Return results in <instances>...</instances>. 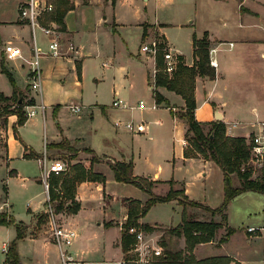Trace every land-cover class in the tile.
I'll use <instances>...</instances> for the list:
<instances>
[{
  "label": "crops",
  "instance_id": "crops-1",
  "mask_svg": "<svg viewBox=\"0 0 264 264\" xmlns=\"http://www.w3.org/2000/svg\"><path fill=\"white\" fill-rule=\"evenodd\" d=\"M9 1L7 5L2 2ZM27 0H0V76L4 75L3 65L8 69H19L14 62H19L22 66L27 65L22 60H7L3 48L6 43L20 46L26 55L34 52L36 44L43 48H48L49 36L41 29H36V42L34 32L28 20L20 17L19 6ZM75 7L69 10L65 16L66 28L59 26V38L67 55L55 57L44 55L41 57L43 71L42 90L35 91L29 83V67L26 74L28 86L26 89L18 87V93H22L25 102L30 99L34 104H45V111L37 109V114L29 117L25 124L19 126V136L15 134L13 127L17 122V115L10 114L7 123L0 121V160L8 165L10 179L17 176L21 178L25 185L29 182H36L41 188L36 194L38 201L34 199L27 202L30 213L29 221L18 220L13 213L12 205L9 202V187L5 198H0V211H8L13 215L17 222H22L27 226V233L24 238L17 243V249L21 264H62L61 250L55 239L52 238L47 226L46 197L45 188L42 180V165L40 160L47 156L48 159L56 158L67 159L71 165L82 163L94 172L102 173L106 176V182L84 181L77 186V200L81 203L78 213L58 212L63 225L76 231V237L72 247V261L69 264H89L85 258L74 259L78 255V248L81 247V255L84 254L87 241L92 236L98 234L96 227L103 228L104 238L109 244V249L113 250L112 257L116 263L120 264L125 253L121 246L122 224L126 221L129 212V199H140L145 202L149 194L143 189L131 183L117 181L110 163L132 161L133 173L136 176L147 177L153 180V191L156 194L165 195L174 187L183 189L190 198L194 194L190 185L186 181L184 170L196 166L194 174L198 177H205L210 174L215 161L200 158H187L185 150L188 144L186 139V123L172 114V108H184L185 99L175 91L169 90L164 86H159L158 91L165 97L166 102L158 103L153 92L152 79L155 81L154 69L156 70V57L142 50L143 42L148 40L143 23L148 20L159 31L161 36L169 44V48L176 55H183L187 65L195 63L193 36L196 33L202 37L206 32L211 42V59L217 63V75L215 79L198 76L196 79V100L197 119L206 124V131L209 124L217 121V115L226 124L228 135L245 136L248 140L254 132L261 130L259 122L264 121V0H191L193 9L185 14L186 22L182 23L187 30V41L190 48L186 49L182 44L173 41L168 35L169 23L161 20L144 19L139 23L138 45L132 50L129 48L128 36L122 32L123 27L119 19L113 16L109 27L112 34L107 32L109 40L118 38L123 42L125 55L131 63L139 64L145 68V72L138 71L130 79V70L122 65L128 58H124L118 47L105 48L103 44L97 46V54L106 55V60L102 62L103 68H110L113 72L124 74L126 83L136 82L142 90L147 89L150 93H139L142 95L140 100L146 97L152 99L146 108L121 109L113 107L112 102L116 96L124 99L132 105L138 101L132 97L135 93H126V83L115 81L112 86L111 100L109 103L103 101V80L106 77V70L96 76L97 81L83 84L81 80L86 78L84 67L87 61L94 58L93 45L87 46L84 35L87 28L90 29V36H98L96 25L101 24L84 20L82 15L81 22H75L71 14L80 5H87L84 11L90 9L93 14H99L100 7L108 4L115 5L116 0H73ZM187 2V1H186ZM185 2V3H186ZM3 4V3H2ZM187 10V9H186ZM83 11V12H84ZM106 19L107 16H104ZM43 19V18H42ZM41 24L46 25L42 22ZM95 23V24H94ZM49 24V23H48ZM94 29V30H93ZM146 33V35H145ZM159 34V35H160ZM101 38L97 39L100 42ZM73 45L75 51H71L69 46ZM77 50V51H76ZM107 51H113L106 54ZM81 65V75L78 65ZM8 69V70H9ZM12 73V72H11ZM127 73V74H126ZM13 74V73H12ZM60 74L62 78L57 80L55 77ZM46 76H51L50 84L58 93H44V82ZM68 76L72 78H68ZM127 76V77H126ZM154 77V78H153ZM70 79L77 82V87L81 85L83 89L71 90L68 83ZM116 80V78H114ZM124 93H121L123 92ZM0 92L6 96H12L14 87L10 89L0 85ZM36 92V93H35ZM37 92L40 98L37 95ZM139 100V101H140ZM81 103L84 109L75 113L72 112L67 104L70 102ZM156 103L157 108L152 105ZM29 106V105H27ZM205 111V116H202ZM134 120L137 125L142 121L145 128L140 132H133L124 126H116L115 121ZM27 126H31L32 134L26 132ZM21 129V131H20ZM37 134L38 136H36ZM21 143L19 142V139ZM78 149L72 151L68 145L57 146L63 141ZM92 148L94 152H88L84 148ZM69 150V151H68ZM98 155L101 160L91 163V158ZM70 155V156H69ZM14 156H16L14 158ZM22 160L25 164L32 165L40 170L36 176L25 175L15 167L10 166L12 160ZM218 165V164H217ZM221 169V167L218 165ZM70 169V168H69ZM222 187L213 197L205 198L202 201L205 205L212 208L218 207L224 200V172ZM234 182L239 183L234 174ZM206 181V179H203ZM193 200V199H192ZM240 208L235 209V202ZM168 204H179L177 200L157 203L151 209ZM183 211V206L179 204ZM181 211V212H182ZM238 213L241 218L238 219ZM228 225L236 230L229 240L221 243L220 239L226 234V226L220 228L215 238L211 242L199 243L194 248L196 259L211 256L227 255L235 258L241 264L252 261L264 262V251L261 252L255 246V240H263L264 236H253L246 231L248 225H264V194L257 191H245L231 200L227 209ZM148 215V214H147ZM147 215L140 218L141 223H148L154 226L153 233L158 231L156 226L166 224L164 221L148 220ZM182 221L181 218L176 224ZM1 232L6 236L1 248L6 254L5 248L16 237L17 230L14 225H0ZM112 231H114L112 233ZM240 236L241 242L246 244L245 251L230 248L236 236ZM86 236V237H85ZM172 242L168 243L169 249L185 250L187 246L186 237L171 236ZM179 243L177 248L173 243ZM27 248L29 251H27ZM264 250V249H263ZM257 253L259 258L256 259ZM252 259V260H251ZM5 259L0 263L4 264ZM104 261H98L101 264Z\"/></svg>",
  "mask_w": 264,
  "mask_h": 264
},
{
  "label": "trees",
  "instance_id": "trees-1",
  "mask_svg": "<svg viewBox=\"0 0 264 264\" xmlns=\"http://www.w3.org/2000/svg\"><path fill=\"white\" fill-rule=\"evenodd\" d=\"M55 10L46 13L42 22L48 24L55 21L61 29L66 28L65 16L67 12L75 7V3L70 0H52ZM115 2V0H114ZM166 42H161L160 50L156 55V87L164 86L169 90L180 94L186 102L184 111L177 113L173 111L174 116L182 119L187 125L186 137L189 142L185 150L187 158H206L215 161L224 172V200L218 207L212 208L203 203L189 199L183 189L172 187L165 195L156 194L153 191L154 181L147 177L136 176L133 173V162H115L110 163L117 181L134 184L146 191L150 196L143 202L140 199H129V212L126 221L122 224L121 246L125 253V259H129L128 253L136 242V233L134 228H142L147 232L153 231L154 226L148 223H141L140 218L146 216L149 210L157 203L178 200L183 205L182 221L169 230V233L176 236H185L187 246L185 250L166 249L163 255L155 257L152 264H241L235 258L227 255L211 256L202 259H196L193 251L197 244L211 242L217 231L226 226L227 232L220 239V242H226L237 229L228 225V205L233 198L245 191H257L264 194V165L256 166L252 153L253 135L248 140L245 136L228 135L226 124L221 121H213L206 131V124L200 122L196 117V79L198 76L215 79L217 70L212 65L211 60V42L206 32L202 37L195 33L193 36V46L195 63L187 65L183 55H178V64L174 72L168 73L165 61ZM81 65H78V71L81 75ZM2 71L5 72L14 87L12 96H6L0 92V121L7 123L10 114H16L18 119L14 125V131L19 136V126L26 123L27 105H33L34 100L25 102L22 93H18V86L13 74L3 65ZM158 103L169 101L155 88L153 90ZM68 145V148L74 149L68 141L56 144L57 146ZM87 151L94 152L92 148L87 147ZM101 159L94 155L92 164ZM236 175L239 183L234 182L233 175ZM107 178L102 173L94 172L82 163L71 165L66 173H52L50 180V194L55 203L58 212L78 213L81 208L80 201L77 200V186L84 181L106 182ZM7 193V186L4 187ZM60 190V191H59ZM187 205L204 208L212 215L210 220H200L188 213ZM220 216L217 220L215 216ZM0 225H14L17 230L16 237L8 244L6 259L4 264H21L17 249V243L24 238L27 233V226L22 222H17L13 215L6 212H0ZM163 247L166 243L161 244ZM127 264V263H124Z\"/></svg>",
  "mask_w": 264,
  "mask_h": 264
},
{
  "label": "rangeland",
  "instance_id": "rangeland-1",
  "mask_svg": "<svg viewBox=\"0 0 264 264\" xmlns=\"http://www.w3.org/2000/svg\"><path fill=\"white\" fill-rule=\"evenodd\" d=\"M71 2H74L73 0H70ZM187 1V2H186ZM191 0H116L115 5H112L111 3L108 4L107 6L102 5L100 7V12L99 14H93L90 12V9L87 11H84L87 7V5H80L78 8L75 9V11L71 14L72 19L77 22L82 21V15L84 16V20L88 23L89 21L97 23V21H101V24L96 25V30H97V35L98 36H90V29L87 28L89 31L86 32L84 35V41L86 42L87 46L93 45L92 50L94 51V58H91L87 61L85 67H84V73L87 74L86 78L83 77L81 82L83 84H86L87 82H96V76L100 75V73H103L105 69L106 70V77H101L103 80L102 88H103V101L109 103L111 100V93H112V86L115 83V81H118L119 83H126V79L124 74L121 73H116L113 72L109 68H103L102 67V62L106 60V55L102 54H97L96 49L97 46H100V43L103 44L104 49L105 48H112L113 45L118 47V49L121 50L123 57L126 59L128 58L125 55V48L124 44L122 41H120L118 38H113L112 40H109V37L107 36V32L112 34V29L109 27L110 21L113 16H116L117 19H119V23L121 27H123L122 32L126 33L128 36V41H129V48L132 50L138 45V34H139V23L142 22L144 19H150V20H161L163 22L169 23L168 26V35L173 41H177L180 44L184 46V48H190V44L187 41V30L185 29V26H182L181 24L186 22V16L185 14L187 11L190 9H193L192 7V2ZM186 2V3H185ZM3 3V4H2ZM1 5H7L9 8V1L2 2ZM187 9V10H186ZM84 11V12H83ZM104 16H107L105 19ZM94 23V24H95ZM144 28L145 31H147V35L150 36L148 40L144 41L143 44L148 43L150 41H153L157 39L160 42H166V45L169 46L167 41L161 36L159 33L158 29L150 23V21L146 20L144 23ZM94 30V29H93ZM160 34V35H159ZM146 35V33H145ZM101 38L100 42H97V39ZM113 51H107L105 52L106 54H109ZM3 63H5L4 57L2 58ZM13 64H16L19 69H15L14 67L9 69L10 72L13 73V77L16 81V84L19 88L26 89L28 86V83L25 79L27 71H28V65L22 66L19 62H14ZM122 65H125L127 69L130 70V79H132L133 75L135 74V79L137 78L138 71H143L145 72V68H143L139 64L131 63V61L127 60L126 62H122ZM156 66V65H155ZM42 67V65H41ZM156 71L154 69L153 74L156 75ZM4 75L0 76V85L3 86L4 88L10 89L13 88V85L10 81L9 76L3 72ZM127 74V73H126ZM46 81L44 82V93H58L57 90H54L53 87L50 84V78L51 76H46ZM127 77V76H126ZM57 80H60L62 76L60 74H57L55 77ZM68 78H72L68 76ZM116 78V80L114 79ZM154 78V77H153ZM71 85V90L74 89H83V86L81 85L79 88L77 87V82L73 79H70L68 82ZM151 84H153V90L156 88L158 90V87L155 85V81L152 79ZM127 86L126 93H135L132 95L136 100L139 101L140 98H142V95L139 93H150L147 91V89L142 90L141 87L138 86L136 82H129L125 84ZM160 92V91H159ZM36 93V92H35ZM121 93H124L121 92ZM38 97L40 98L38 92H37ZM144 100L149 104L152 99L149 97H146ZM73 101H70L71 103ZM44 103V102H43ZM47 104V103H44ZM35 105H39V103H35ZM173 111L177 113H182L184 111V108L180 107H171ZM26 112H27V107H26ZM202 116H205V111H202ZM179 118V117H178ZM182 120V119H181ZM1 124V123H0ZM14 130V127H13ZM21 131V129H20ZM26 132L28 134H32L31 126H27ZM187 133V130H186ZM38 136L37 134H35ZM186 136V134H185ZM187 139V137H186ZM19 142L21 143L20 138L18 139ZM189 146V142L187 144L186 149ZM74 148V147H73ZM86 150V148H84ZM72 151H78V149H70ZM69 151V150H68ZM87 151V150H86ZM89 152V151H88ZM70 156V155H69ZM16 156H14L15 158ZM93 156L91 158V163H92ZM101 159V158H100ZM255 165H259L255 163ZM10 166L15 167L16 169L20 170L25 175L29 176H36V174L40 173V170L37 169L36 167H33L32 165H29L27 163H23L22 160H12ZM196 166L184 170L183 174L186 176V181L190 185V188L194 194V197L197 198H192L193 200L196 201H202L205 198L213 197L215 193L218 191V188L222 187L223 183V174L221 169L218 167L217 164L214 165V168L212 169L210 174H207L205 177H198L197 175L194 174ZM8 165L6 162H3L0 160V198L4 197V187L6 186L5 184H8L9 187V202L12 205L13 213L17 217L18 220H26L29 221L30 219V213L28 210V201H32L34 199V202L40 198L38 195H36L40 191V187L36 184V182H29V184L25 185L21 178L15 176L10 179L8 176ZM52 176V174H51ZM50 176V180H51ZM203 179H206V181H203ZM46 197V194H44ZM188 197V196H187ZM190 197V196H189ZM188 197V198H189ZM191 198V197H190ZM189 198V199H190ZM241 200L238 202H235V209L240 208L238 206V203H240ZM47 202V201H46ZM178 202V200H177ZM202 203V202H201ZM204 204V203H203ZM222 204V203H221ZM205 205V204H204ZM183 206V205H182ZM153 207V206H152ZM187 210L188 213L195 216L196 218L200 220H210L212 218V215L209 211L205 210L204 208L200 207H195L191 205H187ZM181 207L179 204H168L166 206H158L156 208L150 209L149 212L146 214L148 220H159V221H164L166 224L170 225H164V224H159L157 225L156 228H158V231H154L153 236L157 237L159 243L163 244L166 243V246L163 247L164 251L166 249H169L168 243L172 242L171 236H174L169 233V230L175 226L171 225L176 224L178 220L181 218ZM2 212V211H0ZM8 215L9 212L6 211ZM59 221H61V217L58 214ZM217 220H220V216H215ZM238 219L241 218V213H238ZM47 226L49 229V232L52 235V238L54 239L53 236V231L51 228V224L49 221V218L47 216ZM142 229V228H139ZM96 230L98 231V234L95 236H92L89 241H87V237L85 238L86 240V245L84 246L85 252L84 254L81 255V250L82 248H78V255H74V259H79V258H85L89 260V264H98V261H104L101 264H117L115 257H112L113 255V250L109 249V244L104 238L103 234V228L102 227H96ZM144 230V229H143ZM114 231H112L113 233ZM147 232V231H146ZM6 233L1 232L0 230V263L6 259V254L3 252L1 249L3 247V241L5 239ZM176 236V235H175ZM179 237V236H176ZM169 241V242H168ZM255 246L257 249H259L261 252L264 250V242L263 240H255L254 241ZM173 247L175 249L177 248V243H173ZM132 246L131 250H129V253L127 256L134 258L136 256V253L134 252ZM72 247H65V249L68 250V253H72ZM246 244L242 243L240 240V236H236V238L233 240L230 248L236 249V250H242L245 251ZM27 251L28 248H27ZM148 255H154L153 253L148 254ZM126 255L123 256V259H125ZM122 259V260H123ZM256 259L259 258V253H257ZM252 260V259H251ZM62 263V259H61ZM131 264V263H127ZM247 264H264V262L261 261H252Z\"/></svg>",
  "mask_w": 264,
  "mask_h": 264
},
{
  "label": "built area",
  "instance_id": "built-area-1",
  "mask_svg": "<svg viewBox=\"0 0 264 264\" xmlns=\"http://www.w3.org/2000/svg\"><path fill=\"white\" fill-rule=\"evenodd\" d=\"M54 10L55 5L52 0H27L19 6L21 19L28 20L33 28L35 42L37 28L41 29L47 36H49L47 49H43L36 44L34 52L31 55H26L20 46L14 45L12 43H6L3 48L4 55L7 60H22L29 66V83L31 88L35 91L42 90L43 71L40 62L41 57L44 55H51L55 57H63L67 55V51L63 48L59 38L58 24L55 21H51L47 25H42L40 22L46 13H51ZM160 44L161 42L155 39L143 44L142 50L156 57L157 53L161 49ZM69 49L71 51H75V47L73 45H70ZM164 50L166 61L165 70L168 73H172L177 67L178 55L174 54L168 46H166ZM211 62L212 65L215 67L217 66V63H215L213 60ZM112 105L113 107L121 109H133L135 107L144 109L147 107L144 100H140L136 105H132L119 96L114 98ZM157 106L158 105L156 103L152 105L153 108H157ZM37 107L40 108L42 112L45 111V104L43 102H41L39 105H29L27 106L26 112L28 118L37 114ZM67 107L75 113H79L84 109V106L81 103L76 102L68 103ZM115 125L118 127L124 126L133 132H140L145 128L143 121L137 125V123L132 119L127 121L118 119L115 121ZM259 125L261 130L264 131V121H260ZM252 141L254 164L257 163L259 164L257 166H263L264 134L260 132H254ZM40 162L42 165V180L46 192V213L51 224L54 239L61 250L62 264H69L72 261V255L68 253V250L65 249V247H70L73 244L76 237V231L61 224L59 221L58 212L50 194V176L52 173H66L70 168V163L67 159L56 158L54 160H50L47 156H44ZM133 231L136 233V242L132 250H134L136 256L134 258L129 257V259H123L120 264H152V261L155 257L163 255L164 249L161 243H159L157 237H154L153 234L146 232L143 229L134 228ZM246 231L256 237L264 236V225H248L246 227ZM7 250L8 246L5 248L6 252ZM151 253L154 255H148Z\"/></svg>",
  "mask_w": 264,
  "mask_h": 264
},
{
  "label": "water",
  "instance_id": "water-1",
  "mask_svg": "<svg viewBox=\"0 0 264 264\" xmlns=\"http://www.w3.org/2000/svg\"><path fill=\"white\" fill-rule=\"evenodd\" d=\"M216 117L218 120H220L222 118V116H220L219 114Z\"/></svg>",
  "mask_w": 264,
  "mask_h": 264
}]
</instances>
